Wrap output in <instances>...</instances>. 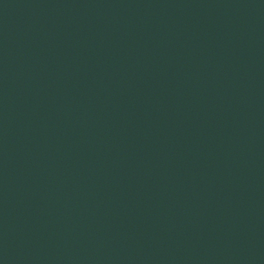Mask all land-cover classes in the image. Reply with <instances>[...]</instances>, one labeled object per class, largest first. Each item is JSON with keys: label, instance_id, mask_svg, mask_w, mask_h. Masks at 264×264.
Returning <instances> with one entry per match:
<instances>
[{"label": "water", "instance_id": "obj_1", "mask_svg": "<svg viewBox=\"0 0 264 264\" xmlns=\"http://www.w3.org/2000/svg\"><path fill=\"white\" fill-rule=\"evenodd\" d=\"M0 264H264V0H0Z\"/></svg>", "mask_w": 264, "mask_h": 264}]
</instances>
